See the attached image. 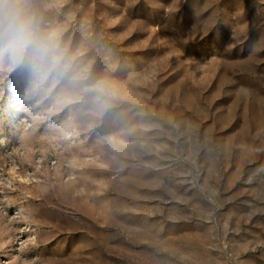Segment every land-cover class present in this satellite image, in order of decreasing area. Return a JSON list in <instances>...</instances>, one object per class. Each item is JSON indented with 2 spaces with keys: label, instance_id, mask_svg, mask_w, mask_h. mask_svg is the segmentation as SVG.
Returning <instances> with one entry per match:
<instances>
[{
  "label": "rangeland",
  "instance_id": "obj_1",
  "mask_svg": "<svg viewBox=\"0 0 264 264\" xmlns=\"http://www.w3.org/2000/svg\"><path fill=\"white\" fill-rule=\"evenodd\" d=\"M28 9L62 66H0V264H264V0Z\"/></svg>",
  "mask_w": 264,
  "mask_h": 264
},
{
  "label": "clouds",
  "instance_id": "obj_2",
  "mask_svg": "<svg viewBox=\"0 0 264 264\" xmlns=\"http://www.w3.org/2000/svg\"><path fill=\"white\" fill-rule=\"evenodd\" d=\"M29 0H0V66L20 67L39 87L61 69L59 42L42 31L28 9Z\"/></svg>",
  "mask_w": 264,
  "mask_h": 264
}]
</instances>
